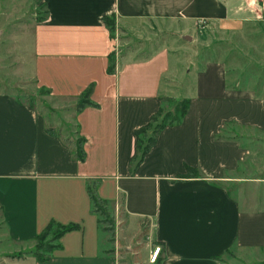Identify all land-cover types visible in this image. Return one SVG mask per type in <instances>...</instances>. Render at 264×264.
<instances>
[{
    "label": "crops",
    "instance_id": "obj_1",
    "mask_svg": "<svg viewBox=\"0 0 264 264\" xmlns=\"http://www.w3.org/2000/svg\"><path fill=\"white\" fill-rule=\"evenodd\" d=\"M40 2L45 18L28 30L25 76L58 105L48 116L0 92V264H119L92 211L94 182L113 212L117 249L132 246L144 227L163 247L161 264H233L264 250V95L228 85L221 63L206 65L181 123L162 129L136 165V132L161 107L169 51L110 70L103 20L131 34L147 21H178L190 33L204 22L264 23V7L255 0ZM85 95L92 105L77 111ZM73 127L83 162L63 132ZM51 222L76 228L46 260L25 254Z\"/></svg>",
    "mask_w": 264,
    "mask_h": 264
},
{
    "label": "rangeland",
    "instance_id": "obj_2",
    "mask_svg": "<svg viewBox=\"0 0 264 264\" xmlns=\"http://www.w3.org/2000/svg\"><path fill=\"white\" fill-rule=\"evenodd\" d=\"M44 18L40 0H0V92H8L49 116L57 102L50 101L46 92L36 88L25 76L30 44L28 30ZM181 27L178 21L163 24L147 21L133 34L118 28L110 30L111 62L115 65L127 59L146 58L161 47H167L169 51V72L162 81L165 95L160 99L161 107L155 121L146 130L147 137L140 135L142 147L164 118L168 121L174 119L178 101L187 100L195 76L210 63L218 62L224 66L228 85L235 89H253L264 95V23L225 25L204 22L197 24L190 33ZM74 131V127L63 130L67 140L77 147L80 140L73 139ZM106 210L107 219L112 224L107 226L111 228L113 212L110 207ZM54 233L53 229L43 234L38 244L49 245ZM108 234V252L118 259L119 264H157L153 261L154 250L160 247L162 251L163 247L149 238L146 228L143 227L137 241L128 249L122 246L117 249L112 239L113 231ZM0 245L5 247L6 244ZM36 245L34 242L26 252L34 250ZM149 246L151 250L147 249ZM245 259L233 264H264V250L251 253Z\"/></svg>",
    "mask_w": 264,
    "mask_h": 264
},
{
    "label": "trees",
    "instance_id": "obj_3",
    "mask_svg": "<svg viewBox=\"0 0 264 264\" xmlns=\"http://www.w3.org/2000/svg\"><path fill=\"white\" fill-rule=\"evenodd\" d=\"M103 20H104V23H105L106 27L108 28L109 32H110V30H114L116 28L115 22L112 18L104 17ZM110 37H111V35H110ZM111 57H112V53L109 55L110 70H114L115 64L113 62H111ZM87 105H92V104L88 101L87 95H85L78 102L76 109H77V111H79V110L83 109L84 107H86ZM188 105H189L188 100H179L178 106L176 108V113H175L176 115H175L174 119L171 121H168L167 119L164 118L163 121L155 127V129L153 131V136H151L150 138L147 139V142L143 147L141 146L140 135L147 137L146 130L150 127L151 122L155 121L158 112L154 116H152L150 122L145 127L139 129L136 132L137 148L140 152L139 159L137 160L136 165L139 164L141 162V160L143 159V157L149 152L151 147L156 142V137H157L158 133L162 129H164L165 127H168V126H174V125H178L179 123H181L182 119L184 118V116L187 112ZM75 155H76V158L79 162L84 161L85 153L83 150V145H82L81 140L77 143ZM96 185H97V183L94 182L93 184L88 186V194H89V198H90L91 205H92V211L99 216V218H100L99 222L102 225L103 231H105V232L113 231L112 230L113 226H111V228L110 227L108 228V226H107L108 224L112 225L109 222V220L107 219V210H106L107 204H106V202H103L96 197ZM75 228H76V226H74V225L60 226V225L56 224L55 222L49 223V225L36 237L35 242H37V245L35 246L34 250H30V251L26 252L25 254L31 255L39 261L46 260L50 256L51 252L54 249L59 247L57 242L60 239V237L63 234H65L71 230H74ZM53 229L55 230V233H54L53 237L51 238L49 245H47V244H44V245L40 244L39 245L38 242H39L40 238L42 237V235L45 233L47 234L48 231L53 230ZM21 255H23V254H17V255L11 256V258H20V257H22ZM154 261H157V264H161L162 258L157 255V257L155 258Z\"/></svg>",
    "mask_w": 264,
    "mask_h": 264
},
{
    "label": "built area",
    "instance_id": "obj_4",
    "mask_svg": "<svg viewBox=\"0 0 264 264\" xmlns=\"http://www.w3.org/2000/svg\"><path fill=\"white\" fill-rule=\"evenodd\" d=\"M256 2L260 3L264 7V0H255ZM161 249L160 247H156L154 250V256H153V261L157 257V255L160 253Z\"/></svg>",
    "mask_w": 264,
    "mask_h": 264
},
{
    "label": "water",
    "instance_id": "obj_5",
    "mask_svg": "<svg viewBox=\"0 0 264 264\" xmlns=\"http://www.w3.org/2000/svg\"><path fill=\"white\" fill-rule=\"evenodd\" d=\"M187 40H189V38H186Z\"/></svg>",
    "mask_w": 264,
    "mask_h": 264
}]
</instances>
